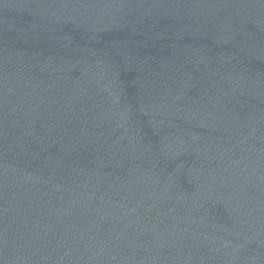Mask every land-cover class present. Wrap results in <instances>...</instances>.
Instances as JSON below:
<instances>
[{
	"label": "water",
	"instance_id": "1",
	"mask_svg": "<svg viewBox=\"0 0 264 264\" xmlns=\"http://www.w3.org/2000/svg\"><path fill=\"white\" fill-rule=\"evenodd\" d=\"M0 264H264V0H0Z\"/></svg>",
	"mask_w": 264,
	"mask_h": 264
}]
</instances>
